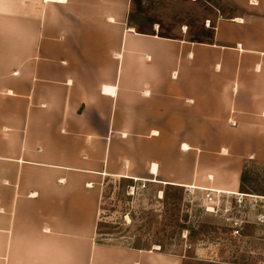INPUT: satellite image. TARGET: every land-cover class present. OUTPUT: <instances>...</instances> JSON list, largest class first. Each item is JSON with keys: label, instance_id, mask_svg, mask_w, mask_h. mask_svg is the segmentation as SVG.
Returning a JSON list of instances; mask_svg holds the SVG:
<instances>
[{"label": "crops", "instance_id": "0c3cea01", "mask_svg": "<svg viewBox=\"0 0 264 264\" xmlns=\"http://www.w3.org/2000/svg\"><path fill=\"white\" fill-rule=\"evenodd\" d=\"M224 1L201 41L136 30L131 0H0V264L184 263L97 241L99 203L263 170L264 0Z\"/></svg>", "mask_w": 264, "mask_h": 264}, {"label": "rangeland", "instance_id": "374dc122", "mask_svg": "<svg viewBox=\"0 0 264 264\" xmlns=\"http://www.w3.org/2000/svg\"><path fill=\"white\" fill-rule=\"evenodd\" d=\"M233 13L224 0H131L128 22L140 31L206 41L215 19ZM255 166H247L257 179L245 191L262 194L264 171ZM137 185L105 180L97 241L184 255L183 264H264V248L238 246L203 210L200 194L160 183H147L142 190Z\"/></svg>", "mask_w": 264, "mask_h": 264}, {"label": "built area", "instance_id": "2783aa9c", "mask_svg": "<svg viewBox=\"0 0 264 264\" xmlns=\"http://www.w3.org/2000/svg\"><path fill=\"white\" fill-rule=\"evenodd\" d=\"M145 188V182L136 186L137 190ZM134 189L132 186L131 190ZM184 190L194 193L192 187H184ZM202 191L203 210L219 221L225 235L242 248H264V193L217 189Z\"/></svg>", "mask_w": 264, "mask_h": 264}, {"label": "trees", "instance_id": "16d2710c", "mask_svg": "<svg viewBox=\"0 0 264 264\" xmlns=\"http://www.w3.org/2000/svg\"><path fill=\"white\" fill-rule=\"evenodd\" d=\"M252 169H249L247 166H245L243 168L242 174H241V184H240V190L241 191H245L247 189L246 186H250L253 185L254 180L256 181V177L252 176ZM263 176H264V172H263ZM262 188V192L264 191V178H263V184L261 186Z\"/></svg>", "mask_w": 264, "mask_h": 264}]
</instances>
